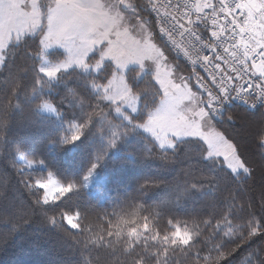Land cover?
Listing matches in <instances>:
<instances>
[{
	"label": "trees",
	"instance_id": "1",
	"mask_svg": "<svg viewBox=\"0 0 264 264\" xmlns=\"http://www.w3.org/2000/svg\"><path fill=\"white\" fill-rule=\"evenodd\" d=\"M130 1L139 16L149 15L144 0ZM40 54V32L2 50L0 264H264V234L250 236L256 225L264 232L262 110L233 105L212 119L246 166L247 172L233 174L223 159L209 158L201 139H180L164 149L135 127L160 99L158 84L137 67L127 70L126 83L139 112L124 110L121 117L95 90L112 75L110 63L98 72L71 68L49 79L40 71ZM63 56L48 54L53 61ZM81 124L80 139L65 143ZM19 156L36 165L26 166ZM92 170L102 201L85 186ZM47 175L74 188L41 206L36 182ZM77 212L75 231L61 223L64 213ZM176 229L190 238L174 240Z\"/></svg>",
	"mask_w": 264,
	"mask_h": 264
},
{
	"label": "rangeland",
	"instance_id": "2",
	"mask_svg": "<svg viewBox=\"0 0 264 264\" xmlns=\"http://www.w3.org/2000/svg\"><path fill=\"white\" fill-rule=\"evenodd\" d=\"M122 2L130 9L127 13L113 8L114 0H0V63L2 49L9 43L39 32L40 71L45 70L41 73L49 79H54L58 71L71 68L98 72L105 63H110L112 75L106 84L96 86L95 90L116 105V115L121 117L125 116L124 110L131 114L139 112L138 97L126 83L127 70L137 67L140 74H148L160 88L158 105L144 122L136 123L137 129L150 135L164 149L173 147L180 139H201L208 145L209 157L223 159L233 174L247 172L229 147L231 142L214 129L203 96L192 79L183 80L182 76L187 74L179 71L164 51L161 53L157 41L153 44L144 38L145 33L137 26L138 14L131 11L133 3ZM92 4H99V12L106 13V17L91 10ZM98 48V58L88 63V57ZM54 50L63 52V58L50 60L48 54ZM173 65L175 75L171 72ZM46 71H54V74L49 76ZM19 160L26 166L36 165L20 156ZM49 180L59 185L48 175L41 182ZM99 182L98 174L92 170L85 179V186L94 188L93 193L102 201L103 197L95 188ZM42 191L44 195L48 189ZM174 233V240L186 242L189 239L181 229Z\"/></svg>",
	"mask_w": 264,
	"mask_h": 264
},
{
	"label": "snow or ice",
	"instance_id": "3",
	"mask_svg": "<svg viewBox=\"0 0 264 264\" xmlns=\"http://www.w3.org/2000/svg\"><path fill=\"white\" fill-rule=\"evenodd\" d=\"M222 8L220 9L222 15L220 17L221 20H224L225 17L231 20L230 31L233 33V36L236 39V44L239 48L243 49V59H239L238 63L235 66H229L232 72L236 75L235 77L219 75V70L221 69L220 63L213 64V61L210 59L208 53L211 52L215 54L220 50V46L217 45L215 48H198L197 43L204 39V33L210 38H218V33L215 30L217 27L216 20H212L208 25H205L203 29H201V25L203 24V20L207 19V17H201V13L211 7L214 4H210L209 0H196V9H195V19L193 16L187 12V5L181 8L179 2L175 5L172 4V0H145L146 6L142 9V11L146 14L145 16L135 17L138 21L139 29L145 33L144 38L151 41L155 44V36L156 33L151 29L152 20H155L161 35L165 34L164 24L168 20H172L173 24L170 26L169 31L171 29L179 28L181 30H185L182 32L181 39H190V37H195V40H190L189 49L183 53V58L188 62V64L194 69L196 66L204 68L206 71L211 68L209 71V76L211 77V81L214 87L218 88L220 91H224L225 94L228 92V86L236 87V84L233 82L234 80L243 81L239 88L237 89V96L241 92H251L252 81L246 80L245 77L251 73L253 77H259V83L255 84L257 89L256 92H251V95L255 97L252 107H257L261 103H264V0H233L234 7H228V0H221ZM203 5V8L201 7ZM100 5L92 4L90 5V9L97 11L99 15L105 16L106 13L99 12ZM113 8L117 9L119 13H127L130 9H128L126 3H123L122 0H114ZM175 8L177 14H170L169 10ZM131 11H137L136 9H131ZM215 15V13H213ZM149 16L151 18H149ZM191 26V27H188ZM220 29V34H223L225 29L224 25H218ZM46 46V45H45ZM157 47H159L157 45ZM161 53L163 49H160ZM203 51L204 55L201 58L200 53ZM225 52H228V49H224ZM232 57H236V52H232L230 54ZM216 60L222 61L224 64L228 63L227 60H224L220 56H216ZM250 62V63H249ZM165 64H167V58L165 57ZM41 71H45L41 69ZM171 72L173 75L176 73L175 65L172 66ZM46 74L51 76L54 74V71H46ZM192 75H195L192 72ZM219 77V78H218ZM227 77V79H225ZM192 76H182L183 80L190 81ZM199 80V76H197ZM190 87V86H189ZM203 87V85H201ZM45 109L51 110L50 105H44ZM219 115L223 116V111H220ZM211 117V113H209V118ZM85 125H73V131L71 135L65 140V143H72L78 141L82 134V130ZM223 136V134H220ZM226 140V138L224 137ZM258 146L264 149V135L259 138ZM229 147L235 151L234 144H229ZM211 158V157H209ZM31 164V161H29ZM94 167V166H93ZM246 167V166H245ZM36 187L40 190L48 189V192L45 193L42 197V200H38L37 203L41 206L48 205L57 199L58 193H64L66 196L70 193L74 186H60L57 185L54 181L49 180L47 182H36ZM30 190V189H29ZM63 198V197H61ZM53 218H50V221ZM61 223L67 226L68 229L76 230L81 226L80 224V214L77 213H64ZM179 231V229H177ZM135 230H133L134 234ZM258 234H264L261 232L260 225H256L251 229L250 236L255 237ZM175 235V233L173 234ZM190 238V236H189ZM223 255V254H222ZM223 258H227L223 256Z\"/></svg>",
	"mask_w": 264,
	"mask_h": 264
},
{
	"label": "built area",
	"instance_id": "4",
	"mask_svg": "<svg viewBox=\"0 0 264 264\" xmlns=\"http://www.w3.org/2000/svg\"><path fill=\"white\" fill-rule=\"evenodd\" d=\"M179 2L181 5V8L183 9L184 5H187V12L193 16V19H195V9H196V0H172V4L175 5ZM212 4H214L213 7L203 11L201 13V17H207V19L203 20V24L201 25V29L205 25H208L210 21L216 20L217 27L215 30L218 33V38H210L207 33H204V39L199 41L197 43L198 48H208L213 47L215 48L217 45L220 46V50L216 52L215 54L209 52L208 55L210 59L213 61V64L220 63L221 69L219 70V75L235 77V73L231 71L229 66H235L238 63L239 59H243V49L239 48L236 44V39L233 36V33L229 30L231 26V20L227 17H225L224 20H221L220 17L222 15L220 9L222 8V2L221 0H215ZM203 8V5H201ZM228 7L232 8L234 7L233 0H228ZM170 14H177L180 15V13H176L175 8L169 10ZM215 13V15H213ZM156 28H157V35L160 41L170 50L172 55L181 63L183 64L187 70L189 71L190 76H192V81L195 85V87L199 90V92L202 94L203 98L205 99L206 109L207 113H211L212 118L219 117L220 111H224L226 107L232 106V105H241L245 106L250 109H257L260 108L264 112V103H261L257 107H252L254 100L256 99L251 95V92H256L257 89L255 87L256 83H259V77H253L251 73L245 77L246 80L252 81L251 85V92H241L239 96H237V89L243 83V81H233L236 84V87L228 86V92L225 94L224 91H220L218 88L214 87L211 77L209 76V71H211V68L209 70H205L204 68H201L199 66H196L194 69L188 64L186 60L183 58V53H185L189 47H190V40H195V37H190V39H181L182 32L185 30H181L178 27L175 29H171L169 31L170 26L173 24L172 20H168L164 24L165 34L161 35L159 28L153 20ZM223 24L224 25V33L220 34V29L218 25ZM191 27V26H188ZM227 48L228 52H225L224 49ZM232 52H236V57H232L230 54ZM204 53L201 51L200 56L203 57ZM216 56L222 57L224 60H227L228 63L224 64L222 61L216 60ZM250 63V62H249ZM192 72L195 73V75H192ZM199 76V80L197 78ZM219 78V77H218ZM227 79V77H225ZM203 85V87H201Z\"/></svg>",
	"mask_w": 264,
	"mask_h": 264
},
{
	"label": "bare ground",
	"instance_id": "5",
	"mask_svg": "<svg viewBox=\"0 0 264 264\" xmlns=\"http://www.w3.org/2000/svg\"><path fill=\"white\" fill-rule=\"evenodd\" d=\"M232 106H233V105H232ZM238 106H241V105H238ZM228 107H229V106H228ZM242 107H245V106H242ZM226 108H227V107H226ZM226 108H225V109H226ZM245 108H247V107H245ZM257 109H260V108H257ZM224 112H225V110L223 111V113H224Z\"/></svg>",
	"mask_w": 264,
	"mask_h": 264
},
{
	"label": "crops",
	"instance_id": "6",
	"mask_svg": "<svg viewBox=\"0 0 264 264\" xmlns=\"http://www.w3.org/2000/svg\"><path fill=\"white\" fill-rule=\"evenodd\" d=\"M3 50V49H2Z\"/></svg>",
	"mask_w": 264,
	"mask_h": 264
}]
</instances>
